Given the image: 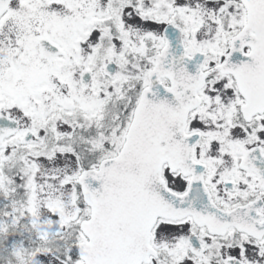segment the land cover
<instances>
[{"label":"snow or ice","instance_id":"1","mask_svg":"<svg viewBox=\"0 0 264 264\" xmlns=\"http://www.w3.org/2000/svg\"><path fill=\"white\" fill-rule=\"evenodd\" d=\"M0 264H264V0H0Z\"/></svg>","mask_w":264,"mask_h":264}]
</instances>
